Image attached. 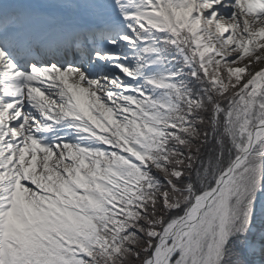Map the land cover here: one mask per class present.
<instances>
[{"label":"snow or ice","instance_id":"1","mask_svg":"<svg viewBox=\"0 0 264 264\" xmlns=\"http://www.w3.org/2000/svg\"><path fill=\"white\" fill-rule=\"evenodd\" d=\"M0 264H264V0H0Z\"/></svg>","mask_w":264,"mask_h":264}]
</instances>
